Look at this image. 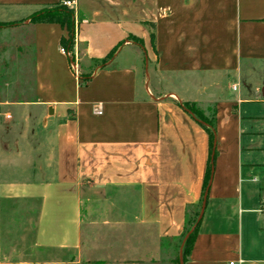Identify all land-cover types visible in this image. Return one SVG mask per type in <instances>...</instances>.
Listing matches in <instances>:
<instances>
[{"label":"crops","instance_id":"obj_1","mask_svg":"<svg viewBox=\"0 0 264 264\" xmlns=\"http://www.w3.org/2000/svg\"><path fill=\"white\" fill-rule=\"evenodd\" d=\"M60 1L0 0V28L29 34L32 103L52 140L36 177L0 180V256L11 199L40 202L26 239L47 257L80 247L92 227L136 234L125 254L181 242L210 161L184 264H264V0H70L84 83L60 49L65 26L30 21ZM184 102L213 119L211 160Z\"/></svg>","mask_w":264,"mask_h":264},{"label":"rangeland","instance_id":"obj_2","mask_svg":"<svg viewBox=\"0 0 264 264\" xmlns=\"http://www.w3.org/2000/svg\"><path fill=\"white\" fill-rule=\"evenodd\" d=\"M28 32L0 28V180L26 182L50 156L51 126L47 114L32 103V65ZM261 69V64H256ZM198 107V106H197ZM204 116L210 114L198 107ZM38 200L11 199L2 203L4 251L0 264H181V242L168 241L158 251L125 254V240L134 237L124 228L84 234L80 247L52 257L32 252L31 236ZM193 213L189 220L192 222ZM29 229V230H28ZM137 236V235H136ZM181 250V251H180Z\"/></svg>","mask_w":264,"mask_h":264},{"label":"trees","instance_id":"obj_3","mask_svg":"<svg viewBox=\"0 0 264 264\" xmlns=\"http://www.w3.org/2000/svg\"><path fill=\"white\" fill-rule=\"evenodd\" d=\"M31 22H38V21H46V22H58L61 25L65 26L68 32V37H62L60 41V48H63L64 50L74 52V45H75V27H74V8L70 7L66 4H63L62 0L52 6L43 8L36 13L32 14L30 16ZM5 25L13 24V23H4ZM116 49H113L110 51L104 58L99 60L97 63V68L102 67L105 65V63L112 58L114 55ZM70 62L72 61V58H69ZM91 76L90 74L84 75V74H78V78L82 83L86 82ZM182 106L190 113L192 116L197 119L208 131L209 139H210V160L214 155V122L211 117L204 116L203 113L198 109V107L194 103L184 102L182 103ZM210 161H208V168L206 172V177L204 179L203 184V191H202V197L199 202V207L201 206V202L203 199V196H206V190L208 187V182L210 178ZM193 220L190 222L189 215L186 219L184 230L181 235V239L183 241L182 245V251H183V262L186 260L187 255L189 253V250L192 246L193 240L195 238V235L197 233V227L199 224V221H197V216L199 214V209H197L194 213ZM181 241V242H182Z\"/></svg>","mask_w":264,"mask_h":264},{"label":"built area","instance_id":"obj_4","mask_svg":"<svg viewBox=\"0 0 264 264\" xmlns=\"http://www.w3.org/2000/svg\"><path fill=\"white\" fill-rule=\"evenodd\" d=\"M63 4H66L70 7H73L72 6V2L70 0H62ZM62 52H64L69 58H72V61H71V66H72V69L75 73V75L78 77V74H79V71H78V59H77V53L74 51L73 53L71 51H68V50H64L63 48H60ZM260 211L262 213H264V197H262L261 199V202H260ZM228 264H236L235 262L233 261H229Z\"/></svg>","mask_w":264,"mask_h":264},{"label":"water","instance_id":"obj_5","mask_svg":"<svg viewBox=\"0 0 264 264\" xmlns=\"http://www.w3.org/2000/svg\"><path fill=\"white\" fill-rule=\"evenodd\" d=\"M205 204H206V196L204 195V196H203V199H202V202H201V206H200L199 214H198V216H197V221H199V220L202 218V215H203V212H204ZM182 245H183V241L181 242V248H180V249H182ZM180 251H181V250H180ZM179 258H180V263H181V264H184V262L182 261L181 253H180V255H179Z\"/></svg>","mask_w":264,"mask_h":264}]
</instances>
